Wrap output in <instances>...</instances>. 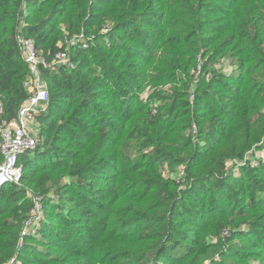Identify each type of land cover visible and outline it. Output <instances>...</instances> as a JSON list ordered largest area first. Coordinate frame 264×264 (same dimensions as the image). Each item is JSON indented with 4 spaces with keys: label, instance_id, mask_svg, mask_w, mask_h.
I'll return each instance as SVG.
<instances>
[{
    "label": "trees",
    "instance_id": "1",
    "mask_svg": "<svg viewBox=\"0 0 264 264\" xmlns=\"http://www.w3.org/2000/svg\"><path fill=\"white\" fill-rule=\"evenodd\" d=\"M20 35L74 64L41 69L0 264H264V0H0V126L28 96Z\"/></svg>",
    "mask_w": 264,
    "mask_h": 264
},
{
    "label": "built area",
    "instance_id": "2",
    "mask_svg": "<svg viewBox=\"0 0 264 264\" xmlns=\"http://www.w3.org/2000/svg\"><path fill=\"white\" fill-rule=\"evenodd\" d=\"M81 43L87 46V38L83 34H75L68 40V44ZM19 49L24 62L27 65V77L23 85L28 91L27 98L20 106L14 119L3 121L0 126V187L7 182L18 183L22 174V167L18 164V156L26 151L32 150L37 143L36 137L30 130V124L38 110H46L49 101L48 87L42 77V68L56 66L73 67L66 51H59L55 57L48 62L38 51L32 38L19 37ZM0 111L2 108L0 106ZM34 206L30 216L20 231L22 236L26 235L27 228L34 227L32 217L42 205L41 199L33 197Z\"/></svg>",
    "mask_w": 264,
    "mask_h": 264
},
{
    "label": "rangeland",
    "instance_id": "3",
    "mask_svg": "<svg viewBox=\"0 0 264 264\" xmlns=\"http://www.w3.org/2000/svg\"><path fill=\"white\" fill-rule=\"evenodd\" d=\"M23 35H20V37H22ZM104 78H109L108 76L107 77H104ZM147 90V89H146ZM49 92V91H48ZM49 99H50V92H49ZM49 102V101H48ZM47 107H48V104H47V106H46V109H47ZM44 113V111L43 110H38V112H36L35 113V115H34V120L32 121V123L30 124V130H31V132H32V134L36 137V139H37V132H38V130H40L41 131V129H42V126H41V122L39 121V117L41 116V114H43ZM257 157H260L258 160H256V159H253L252 161H251V165L252 166H258V165H260L261 164V162H263L264 163V153L262 152V151H258L257 152ZM20 165V164H19ZM21 166V165H20ZM59 195H60V191H59V193H57V190H55L54 192H53V194H52V196L50 197V199H49V203L48 204H51V203H57V204H59L58 203V201H59ZM43 216H44V218H45V214H44V206H43V203H42V205H41V207L39 208V210L38 211H35V213H34V215H33V217H32V224H34V227H32L31 229H29V228H27V230H26V232H27V234L29 233V234H34L35 232H37L38 230H39V228H40V226L42 225V222H40L39 220L41 219V218H43ZM247 230H250V227L249 226H247V228L245 227V231L244 232H246ZM40 231V230H39ZM26 234V235H27ZM38 233H36V236H38L37 235ZM26 235H24V236H26ZM231 235V231L230 230H228L226 227H223L221 230H220V234H219V236H220V238H222V239H225V238H227V237H229ZM40 236V235H39ZM255 238H257V237H255ZM25 238H23L22 239V241H21V244H23L24 243V240ZM35 239H40V237H35ZM35 239H33V240H31L30 242L32 243V244H35ZM212 240L213 241H216V238L214 237V238H212ZM20 244V245H21ZM23 246V245H22ZM39 247H41V245L39 244L38 245ZM220 260H221V257H220V255L219 254H216L215 256H214V262H209V261H207V263L206 264H217L218 262H220ZM12 263V262H11ZM249 264H262V261L260 260V259H257V258H253L252 260H250L249 261Z\"/></svg>",
    "mask_w": 264,
    "mask_h": 264
}]
</instances>
